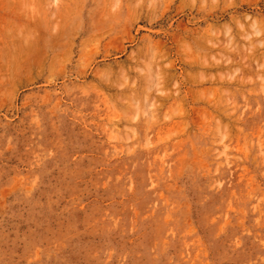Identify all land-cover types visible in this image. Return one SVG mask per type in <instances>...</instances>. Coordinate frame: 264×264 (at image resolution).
<instances>
[{
  "label": "rangeland",
  "instance_id": "374dc122",
  "mask_svg": "<svg viewBox=\"0 0 264 264\" xmlns=\"http://www.w3.org/2000/svg\"><path fill=\"white\" fill-rule=\"evenodd\" d=\"M0 264H264V0H0Z\"/></svg>",
  "mask_w": 264,
  "mask_h": 264
}]
</instances>
